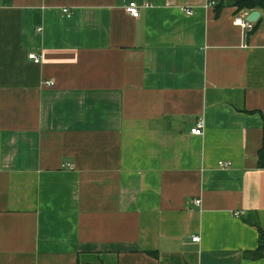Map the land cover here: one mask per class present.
<instances>
[{"label": "crops", "instance_id": "0c3cea01", "mask_svg": "<svg viewBox=\"0 0 264 264\" xmlns=\"http://www.w3.org/2000/svg\"><path fill=\"white\" fill-rule=\"evenodd\" d=\"M210 1L0 0V264H264V10Z\"/></svg>", "mask_w": 264, "mask_h": 264}, {"label": "trees", "instance_id": "16d2710c", "mask_svg": "<svg viewBox=\"0 0 264 264\" xmlns=\"http://www.w3.org/2000/svg\"><path fill=\"white\" fill-rule=\"evenodd\" d=\"M224 7H234L235 11L239 14L241 11H249L254 9L264 10V0H218L213 4L215 15H219ZM237 15V14H236ZM255 26L253 27V29ZM258 165L264 167V131L262 147L258 151ZM259 238L258 247L251 251L248 255L252 258L264 257V230L258 227ZM153 254V252H150ZM155 254V253H154Z\"/></svg>", "mask_w": 264, "mask_h": 264}, {"label": "built area", "instance_id": "2783aa9c", "mask_svg": "<svg viewBox=\"0 0 264 264\" xmlns=\"http://www.w3.org/2000/svg\"><path fill=\"white\" fill-rule=\"evenodd\" d=\"M214 3H215V1H210L209 5H213ZM63 11L69 13V10L67 8L63 9ZM126 11L132 17H138L139 16L138 5L135 2L129 3V5L126 7ZM186 13L190 14L191 11L188 10V11H186ZM245 17H246V13L238 14L234 17L233 21L235 24H237L243 28H247L249 30H252L254 22L246 21ZM28 58L31 59L34 63H40L41 62V57L39 55H37L36 53H29ZM45 83L47 85H53L54 84L53 81H46ZM202 131H203V122L202 121L197 122L196 126L191 129V132L193 134H196V135L202 134ZM219 165L223 166V167H227L229 165V163H224V162L220 161ZM195 203L199 204L200 200H195ZM197 240H198V237L192 238V241H197Z\"/></svg>", "mask_w": 264, "mask_h": 264}, {"label": "water", "instance_id": "95a60500", "mask_svg": "<svg viewBox=\"0 0 264 264\" xmlns=\"http://www.w3.org/2000/svg\"><path fill=\"white\" fill-rule=\"evenodd\" d=\"M260 16V11L257 9L251 10L245 17L246 21L256 22Z\"/></svg>", "mask_w": 264, "mask_h": 264}]
</instances>
